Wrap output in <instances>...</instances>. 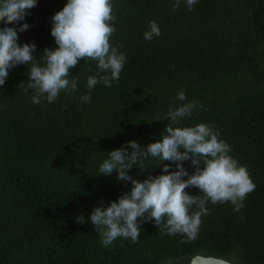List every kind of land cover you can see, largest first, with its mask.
Listing matches in <instances>:
<instances>
[{"label": "trees", "instance_id": "16d2710c", "mask_svg": "<svg viewBox=\"0 0 264 264\" xmlns=\"http://www.w3.org/2000/svg\"><path fill=\"white\" fill-rule=\"evenodd\" d=\"M66 3L37 0L24 21L0 28L27 23L18 43H34L38 60L45 48L57 47L51 18ZM174 3L113 0L110 43L127 62L111 87L95 86L90 102L81 97L96 61L81 59L70 69L78 90L61 91L52 103L32 102V90H25L28 65L9 70L0 87V264H165L198 253L264 264V0H198L192 11L183 0L174 11ZM150 21L161 35L147 41ZM190 101L196 107L175 126L211 125L247 168L255 190L239 211L231 202L208 201L194 240L161 234L145 221L137 242L118 237L104 247L89 217L94 207L130 191L131 183L115 172L101 175L100 165L130 140L142 147L160 140L169 109ZM144 163L149 168L142 174L131 170L134 179L163 174L157 158ZM183 166L194 171L190 161Z\"/></svg>", "mask_w": 264, "mask_h": 264}, {"label": "clouds", "instance_id": "9594fccd", "mask_svg": "<svg viewBox=\"0 0 264 264\" xmlns=\"http://www.w3.org/2000/svg\"><path fill=\"white\" fill-rule=\"evenodd\" d=\"M181 2L175 0L174 11ZM183 2L192 11L198 0ZM36 6L37 0H0V23L14 25L24 21L30 14L28 10ZM116 19L113 0H67L51 18V35L57 47L44 49L40 56L43 65L38 62L40 58L33 57L34 43H18V32L26 31L29 28L27 23L20 24L19 28H0V87L5 84L10 69L26 64L29 70L25 90H32V102L39 104L46 99L52 103L61 91L74 94L78 90V77L73 76L70 69L75 68L81 59L91 60L97 62V71L87 77L88 91L81 97L82 102H90L95 86L102 83L111 87L112 81L119 80L127 62L126 55L110 43L116 31ZM160 35L158 24L150 21L144 39L151 41ZM19 86H24V82ZM177 99L185 101V92H178ZM196 104V101H190L170 108L167 113L170 122L160 140L147 147L130 140L126 147L108 152L109 157L100 165L99 172L104 176L115 172L118 180L131 183V189L107 206L94 207L89 217L104 247L112 245L118 237L137 242L140 225L145 221L162 228L161 234L179 233L194 240L202 222L201 216L209 212L208 201L213 204L231 202L233 210L239 211L246 196L255 190L247 168L229 155L230 145L219 139V132L211 125L175 126L191 115ZM150 157L161 162L163 174L148 175L143 181L134 179L131 170L138 167L141 174L145 172L149 167L144 161ZM184 161L191 162L194 169L191 174L183 166ZM173 164L175 170H170ZM190 188L199 189V194L190 195L185 191ZM193 206L198 211L190 213ZM77 222L85 223L84 216H78ZM190 264H215V258L196 256Z\"/></svg>", "mask_w": 264, "mask_h": 264}, {"label": "water", "instance_id": "95a60500", "mask_svg": "<svg viewBox=\"0 0 264 264\" xmlns=\"http://www.w3.org/2000/svg\"><path fill=\"white\" fill-rule=\"evenodd\" d=\"M196 256L213 257L215 258V264H238L234 255L232 256V258H225L216 255H205L203 253H198L191 256H185L182 258L174 259L165 264H190L191 259Z\"/></svg>", "mask_w": 264, "mask_h": 264}]
</instances>
